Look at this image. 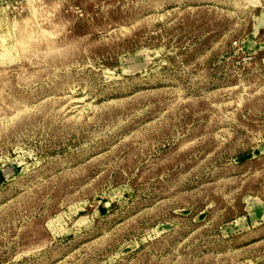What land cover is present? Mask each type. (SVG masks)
Masks as SVG:
<instances>
[{
  "label": "rangeland",
  "instance_id": "374dc122",
  "mask_svg": "<svg viewBox=\"0 0 264 264\" xmlns=\"http://www.w3.org/2000/svg\"><path fill=\"white\" fill-rule=\"evenodd\" d=\"M0 264H264V0H0Z\"/></svg>",
  "mask_w": 264,
  "mask_h": 264
}]
</instances>
